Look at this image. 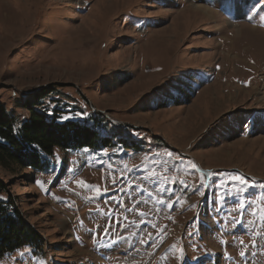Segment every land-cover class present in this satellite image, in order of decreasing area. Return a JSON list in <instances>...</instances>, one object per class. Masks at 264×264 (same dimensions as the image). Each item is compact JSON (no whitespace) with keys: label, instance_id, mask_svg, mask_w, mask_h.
I'll return each instance as SVG.
<instances>
[{"label":"rangeland","instance_id":"obj_1","mask_svg":"<svg viewBox=\"0 0 264 264\" xmlns=\"http://www.w3.org/2000/svg\"><path fill=\"white\" fill-rule=\"evenodd\" d=\"M49 86L114 144L0 162L44 240L0 264H264V0H0V105Z\"/></svg>","mask_w":264,"mask_h":264},{"label":"trees","instance_id":"obj_2","mask_svg":"<svg viewBox=\"0 0 264 264\" xmlns=\"http://www.w3.org/2000/svg\"><path fill=\"white\" fill-rule=\"evenodd\" d=\"M58 88L49 86L29 95L22 105L28 109L23 119L0 105V162L3 165L13 162L44 171L52 167L50 158L55 148L98 151L104 145L113 146L114 143L101 134L99 127L104 126L99 118L90 115L92 118L79 119L73 116L75 108L66 109L59 99L54 108L49 109L50 100L56 98L53 93L64 87ZM68 110L71 115L63 114ZM123 142L129 144L126 140ZM128 148L133 149L132 145ZM43 244L42 235L25 219L8 184L0 177V260L25 246L42 250Z\"/></svg>","mask_w":264,"mask_h":264},{"label":"snow or ice","instance_id":"obj_3","mask_svg":"<svg viewBox=\"0 0 264 264\" xmlns=\"http://www.w3.org/2000/svg\"><path fill=\"white\" fill-rule=\"evenodd\" d=\"M234 179L238 180L241 184H248V181L245 180L243 177H239V176H237V177H234ZM77 183H78L81 187H88V185L86 184V182L83 181V180L77 181ZM96 191L99 193V192H100V189L97 188ZM105 191H107V189H105ZM253 200H254V198H253ZM261 211L264 212V209H261ZM144 214H145V213H141L142 216H143ZM149 238H151V234H149ZM141 242H145V241H141ZM113 243H116V241H113ZM241 243H242V241H241ZM179 251L182 252L183 250L180 249ZM245 254H246V253H244V252H241V253H240L241 256H244Z\"/></svg>","mask_w":264,"mask_h":264},{"label":"bare ground","instance_id":"obj_4","mask_svg":"<svg viewBox=\"0 0 264 264\" xmlns=\"http://www.w3.org/2000/svg\"><path fill=\"white\" fill-rule=\"evenodd\" d=\"M196 8H197V9H201V10H203V7H201V6H197ZM196 12H201V11H200V10H199V11H198V10H195V13H196Z\"/></svg>","mask_w":264,"mask_h":264}]
</instances>
